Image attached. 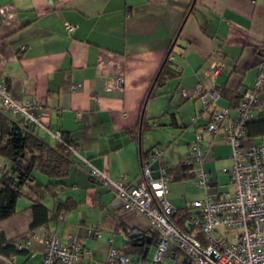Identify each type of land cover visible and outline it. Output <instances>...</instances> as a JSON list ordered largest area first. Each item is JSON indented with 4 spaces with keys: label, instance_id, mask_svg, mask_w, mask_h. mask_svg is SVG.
Returning a JSON list of instances; mask_svg holds the SVG:
<instances>
[{
    "label": "crops",
    "instance_id": "0c3cea01",
    "mask_svg": "<svg viewBox=\"0 0 264 264\" xmlns=\"http://www.w3.org/2000/svg\"><path fill=\"white\" fill-rule=\"evenodd\" d=\"M65 23L76 26L73 33ZM263 48L264 0H0V82L17 101L32 97L41 104L40 125L30 126L0 107V135L17 122L52 147L61 142L50 132L59 130L76 148L68 175L34 171L22 187L15 213L0 221V232L23 252L0 255V264H41L46 232L63 241L82 238L78 264H108L110 247L124 249L132 264L151 260L157 234L149 220L92 178L91 166L135 184L143 154L163 147L158 162L169 169L190 166L188 177L168 185L174 207L185 211L207 193H230L224 169L233 163L232 147L223 135L204 130L211 112L195 96L182 98L181 91L197 83L217 88L216 104L234 115ZM166 58L177 75L152 91ZM218 61L222 67L215 73ZM115 76L122 78V89L108 87ZM74 84L81 87L72 91ZM198 131L208 190L193 176L189 147ZM263 141L264 91L242 148ZM11 168L0 155V178ZM34 205L47 209V221L32 229L36 215L44 218ZM89 229L99 233L89 235ZM32 232L39 237L19 247ZM173 256L169 251L163 264H174Z\"/></svg>",
    "mask_w": 264,
    "mask_h": 264
},
{
    "label": "built area",
    "instance_id": "2783aa9c",
    "mask_svg": "<svg viewBox=\"0 0 264 264\" xmlns=\"http://www.w3.org/2000/svg\"><path fill=\"white\" fill-rule=\"evenodd\" d=\"M68 33L76 26L65 23ZM217 62L215 73L221 69ZM81 84H74L75 91ZM110 88H123V80L115 76L108 82ZM264 91V48L258 63L252 85L243 93L236 113L230 108L219 107L216 102L221 91L206 87L202 83L193 90L182 89L184 99L197 97L204 110L211 112L205 131L221 134L232 147L233 163L224 171L229 174L232 191L227 194L207 193L204 198L195 200L185 211L177 209L168 200V185L176 178L169 167L159 162V176H153L152 164L159 161L165 148L155 147L149 156L140 161V176L135 184L125 178H110L105 172L91 166L90 176L103 186L113 190L123 205L145 216L157 234L156 249L151 260L144 264H163L169 251L174 255V264H264V141L257 145L242 148L246 123L253 116L261 92ZM40 102L32 97L21 101L13 98L5 82H0V107L21 117L27 123L40 125L36 109ZM72 152L75 146L63 139L59 130L50 132ZM203 132L198 131L190 144V158L193 176L197 186L209 189L211 178L203 167L204 157L201 143ZM96 229H89V235H97ZM38 232L24 240L29 245ZM45 251L41 264H78L84 254V242L76 235L63 241L56 234L46 232ZM108 264H132L131 256L121 248L110 247L106 259Z\"/></svg>",
    "mask_w": 264,
    "mask_h": 264
},
{
    "label": "trees",
    "instance_id": "16d2710c",
    "mask_svg": "<svg viewBox=\"0 0 264 264\" xmlns=\"http://www.w3.org/2000/svg\"><path fill=\"white\" fill-rule=\"evenodd\" d=\"M176 75L166 58L155 78L152 91L164 86L169 79ZM28 125L30 126L29 123ZM0 155L12 163L11 170L4 172L0 178V221L10 218L15 213L17 199L22 195L21 189L33 179L34 171L53 178H60L68 175L71 166V151L64 143L52 147L28 130V126H21L17 122L9 131L1 130ZM189 167L177 166L170 171L176 174L175 179H182L189 176L186 174ZM72 206L71 204H62L61 207L69 209ZM34 209L36 212L40 210L44 218L39 220L36 215L32 229L38 227L42 221H47V209L44 206L34 205ZM22 252L16 247L13 240L8 239L3 232H0V255L11 257Z\"/></svg>",
    "mask_w": 264,
    "mask_h": 264
},
{
    "label": "water",
    "instance_id": "95a60500",
    "mask_svg": "<svg viewBox=\"0 0 264 264\" xmlns=\"http://www.w3.org/2000/svg\"><path fill=\"white\" fill-rule=\"evenodd\" d=\"M158 165H159V162H158V161H155V162H153V164H152V166H151L152 169L154 170V171H153V176H154V177H158V176H159L158 171H157ZM138 234H139V233L134 232L132 235H133V236H138Z\"/></svg>",
    "mask_w": 264,
    "mask_h": 264
},
{
    "label": "rangeland",
    "instance_id": "374dc122",
    "mask_svg": "<svg viewBox=\"0 0 264 264\" xmlns=\"http://www.w3.org/2000/svg\"><path fill=\"white\" fill-rule=\"evenodd\" d=\"M191 186V185H190Z\"/></svg>",
    "mask_w": 264,
    "mask_h": 264
}]
</instances>
